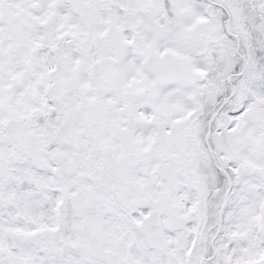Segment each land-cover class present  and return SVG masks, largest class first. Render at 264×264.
<instances>
[{"label":"snow or ice","instance_id":"6c2138e0","mask_svg":"<svg viewBox=\"0 0 264 264\" xmlns=\"http://www.w3.org/2000/svg\"><path fill=\"white\" fill-rule=\"evenodd\" d=\"M0 264H264V0H0Z\"/></svg>","mask_w":264,"mask_h":264}]
</instances>
